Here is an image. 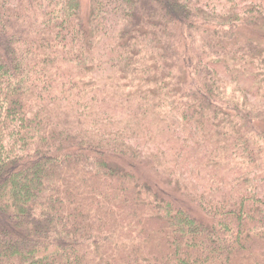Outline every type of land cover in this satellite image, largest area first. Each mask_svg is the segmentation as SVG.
<instances>
[{
  "label": "trees",
  "instance_id": "trees-1",
  "mask_svg": "<svg viewBox=\"0 0 264 264\" xmlns=\"http://www.w3.org/2000/svg\"><path fill=\"white\" fill-rule=\"evenodd\" d=\"M86 10L0 0V264H264V0Z\"/></svg>",
  "mask_w": 264,
  "mask_h": 264
},
{
  "label": "rangeland",
  "instance_id": "rangeland-1",
  "mask_svg": "<svg viewBox=\"0 0 264 264\" xmlns=\"http://www.w3.org/2000/svg\"><path fill=\"white\" fill-rule=\"evenodd\" d=\"M88 1L89 0H82V7H83V11L86 10L87 8V5H88ZM87 12V10H86ZM159 35L161 36V42H162V45L164 46V48L167 50L166 54H167V60H168V57H169V61H170V64L169 62H167L168 65H172L173 63L176 62L175 58H174V55L176 54V47H175V44L174 42L172 41L171 38H169L164 31H161V30H157ZM165 70H163L161 73H163ZM166 73V72H165ZM264 124V122H263ZM142 171H143V168H142ZM147 175V172L145 173ZM144 175V174H143ZM148 176V175H147Z\"/></svg>",
  "mask_w": 264,
  "mask_h": 264
}]
</instances>
